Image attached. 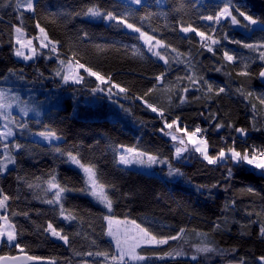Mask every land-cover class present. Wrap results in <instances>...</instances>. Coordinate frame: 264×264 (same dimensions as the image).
Here are the masks:
<instances>
[{
    "label": "trees",
    "instance_id": "16d2710c",
    "mask_svg": "<svg viewBox=\"0 0 264 264\" xmlns=\"http://www.w3.org/2000/svg\"><path fill=\"white\" fill-rule=\"evenodd\" d=\"M226 5L239 25H232L230 18L219 23L203 19ZM34 7V12L25 11L17 9V0H8L7 5L0 0V86L44 100L48 109L42 125L61 140L43 144L27 136L14 137L22 147L12 152L15 164L0 175V189L9 196L4 212L15 225V243L20 247L2 242L0 256L26 252L53 264H113L110 258L117 253L104 219L110 216L135 221L158 238L178 236L165 245L138 248L139 254L150 257L141 264H239L241 260L260 264L263 172L230 159L208 164L191 146L175 159L176 142L160 129L165 119L171 122L177 117L179 126L189 132L199 126L213 156L222 148L235 147L241 153L264 149V104L258 99L264 94L259 79L264 48L253 51L243 46L264 44V31L259 26L245 27L247 22L239 15L244 12L264 22V0H163V5L159 0H145L142 7H130L121 0H34ZM90 8L123 15L153 36V42L162 41L164 46L153 52H159L168 64L147 49L139 33L104 16L89 15ZM37 24L58 42L56 53L50 51L51 45L40 47ZM188 25L219 41L211 45L213 52L206 47L211 41L180 31ZM15 27L33 37L34 60L22 62L14 57ZM225 51L235 59L226 61ZM61 60L79 61L110 76L127 92L115 95L118 90L113 89L109 98L108 84L101 85L104 92L93 93L98 82L84 69L79 70L83 83H64L56 74ZM242 71L248 75H240ZM161 73L163 80L158 83L155 78ZM189 77L199 83L193 85ZM221 87L224 92H219ZM181 97L185 102L181 103ZM144 101L162 108L164 119ZM217 123L223 124L219 130ZM236 128L245 129L247 135L241 136ZM120 148L156 156L160 162L150 172L121 165L117 162ZM69 152L94 167L98 183L111 200L110 211L91 195L85 175L68 160ZM170 168L180 174L170 175ZM53 177L65 188L60 204L47 203L56 191L48 189L47 181ZM61 204L64 215L75 219H64ZM49 222L68 236L67 244L45 231ZM205 244L216 251L196 252ZM173 251L184 255L160 258ZM89 252L108 253L109 259L89 256ZM193 255L196 260L191 259Z\"/></svg>",
    "mask_w": 264,
    "mask_h": 264
},
{
    "label": "snow or ice",
    "instance_id": "6c2138e0",
    "mask_svg": "<svg viewBox=\"0 0 264 264\" xmlns=\"http://www.w3.org/2000/svg\"><path fill=\"white\" fill-rule=\"evenodd\" d=\"M3 3L5 5L8 4V0H3ZM128 5L131 6H139L142 7L145 5V0H128ZM19 7H24L27 11H35L34 7V0H24V3L21 4L19 0H17V9ZM88 14L92 16H104L109 21H116L119 25H123L125 28L130 29L134 32L139 33L140 38L144 40L145 44H147L148 50L150 52H153L154 47H163V43L160 40L155 41V45H153V40L155 39L153 36L148 35L146 32L141 31L139 27H136L134 24L129 23L127 18L123 15H114L111 12L108 13H101L99 10L90 8L88 9ZM240 16L243 17V19L247 22L245 27H250L252 25H258L262 31H264V22H259L257 19H254L251 15H247L244 12L239 13ZM232 25H239L240 21L236 18V16L232 15V10L229 6L223 7L218 13L213 15H208L203 17V19L207 21H214L216 23H219L222 19H229ZM37 28H39V32L41 34L40 36V47L41 48H48L49 45H51L50 51L52 53H56L58 51L57 49V41H52L48 37L45 29L43 27H40L39 24H37ZM180 31L187 34V33H195L196 36L200 37L201 41H211L210 45H206L207 50L209 52H213V48L211 45H216L219 43L218 40L213 39L211 36L207 35L203 31H199L197 28L193 27L192 25H188L187 27L181 26ZM15 33H16V44L19 45V48L15 51V55L17 57H23L25 60H30L36 55V48L33 46L32 40L29 39L27 41H24L22 39L23 37V31L21 27H15ZM235 43H241L240 41H233ZM246 48H250L253 51H256L258 48H264V44L260 45H253V44H244L243 45ZM24 49H28L29 53L28 55L25 54ZM175 51V49H173ZM153 55L157 56L160 60H163L165 64H168V60L165 59L164 56H161L159 52H153ZM224 59L226 61H233L235 59L234 56L230 55L228 51L224 52ZM259 59L264 60V51L260 53ZM60 64L62 66L65 65V62L63 60L60 61ZM72 61H68L67 69L68 71L61 77L64 83L72 82L76 84H81L84 82V77L79 75L78 69H84V71L91 77H94L95 80L98 82V85L96 88L92 89V92L95 93L97 91L104 92L105 88L101 87V85H108L110 84V87L107 88V94L109 98L113 95V89H117L118 91L115 93V95H119L121 93H126L127 89L124 87H121L119 84H116L111 81L110 76H105L101 74L99 71H94L90 67H86L84 64L79 63V61H76L75 67L77 71H72ZM216 71H220L219 68L216 69ZM58 76L61 75V73L58 71L56 73ZM240 75H248L247 71H242L239 73ZM261 78H264V71H261L259 73ZM164 73H161L160 75L156 76V81L162 82ZM7 79V77H5ZM189 79L192 81L193 85L198 84L199 82L194 79L193 77H189ZM224 88H219V92H224ZM151 91V89H149ZM188 89L185 88L184 92H187ZM212 91V86L208 85V92ZM251 95V93H249ZM16 99H19V97H16ZM142 99V98H140ZM261 104H264V94H262L260 97H258ZM6 93L2 90H0V109H6L11 107L9 103H6ZM185 102V98L181 97V103ZM146 107L151 110L153 113H157V115L164 119V111L162 108H158L152 103H148L147 101H144ZM21 111L27 115L28 108H22ZM0 117H2L5 121H8L9 117L5 116L2 111H0ZM215 119V117H213ZM5 131H0V175L4 174L8 170V165L15 164V157L13 156V151H18L21 149V145L19 143H15L12 145V147H9V143H7L8 138L13 136L12 128L9 127L8 123H5L3 125ZM21 128L25 127V125H20ZM217 130H219L221 127H223V124L217 123L215 125ZM175 128L176 133L183 132L184 135L187 137V143L193 145L194 151L197 153H200V155L203 157L205 161H207L208 164H216L218 162H222L225 160H232L235 164H241L245 163L247 165L252 166L254 169L261 170L264 172V149H256L253 148L251 151V154L246 149L243 153L240 151H237L235 147H231L227 149V152L222 148L218 152L216 156L209 155V144L208 140L203 137L201 134L202 129L198 126L195 128L194 131H188L186 128H181L179 126V117L172 120L171 122H168L166 119L164 120V127L160 129L161 132H163L165 135L170 136L172 141H178L180 146L175 147V157L177 159L182 158L183 153L188 151L189 149L185 146V140L178 137L177 135H174L172 133V129ZM165 129H168L169 131H165ZM236 132H238L241 136H246V130L243 128H236ZM39 135L49 142L58 139L55 132L52 131H45L40 132ZM57 152H59V148L56 149ZM68 160L80 167L85 175L87 176L88 184L90 185V191L91 195L96 197L101 203H104L105 206L111 210L112 203L111 200L108 199L107 195L104 192V186L102 184H99L96 178V173L94 171L93 166H86L85 164H82L81 161L77 158V156L72 155L71 152L67 154ZM146 157V159H145ZM160 162L156 156L148 155L141 152H136L134 149H121V154L119 156L118 163L123 165H130L133 163H139V164H145L148 163L149 165ZM170 175L176 174L179 175V170H172L170 168ZM228 176L231 177V170L228 172ZM48 189L52 190L55 189L54 199L48 200L47 203L49 204H60L61 201V194L65 191V188L61 187L58 183L55 182V178L47 181ZM31 187V185H30ZM249 191H252V189H249ZM9 200V196L5 193H3V190L0 189V211L6 209L7 201ZM61 207V215L66 220H72L75 219V217L69 215H64L63 205H60ZM105 220L108 221V235L112 236L115 239L116 242V248L118 250L119 255H113L111 256V261L113 264H128V261H136L141 262L149 259L150 257H146L145 255H141L137 252V249L140 248L142 245L145 246H159V245H165L168 244L169 240H176L178 239V236H163L158 238L156 235H153L151 232L148 231L147 228L140 227V225H136L135 221L132 223L135 225V234L132 236H125V237H119L117 236L113 230H112V218L110 216H105ZM218 227V226H217ZM46 232L50 233L51 236L58 238L59 240L63 241L65 244L68 243V236L63 235L60 230H57L56 227L53 226L52 223H48L47 227L45 229ZM183 231V230H181ZM260 235L264 237V227L260 228ZM17 240V232L15 229V225L10 221L8 215L6 212H3V214H0V242H6L10 246H15L17 248L20 247L18 243H15ZM22 251V249H21ZM216 249L212 246H209L208 244H205L204 246L200 247L198 246L196 248V252L198 253H209L214 252ZM87 255L92 256H103L105 260L109 259L108 253H87ZM184 255L182 251H173V252H167L164 253L163 256L160 258L163 259L164 256L167 257H179ZM125 257H127V260H125ZM28 260H40V257L35 256H29L27 257ZM191 259L196 260L197 257L193 255ZM0 261H3L4 264H9V261H16L15 257H5L0 256ZM260 264H264V256L259 257ZM239 264H244V261H239Z\"/></svg>",
    "mask_w": 264,
    "mask_h": 264
},
{
    "label": "rangeland",
    "instance_id": "374dc122",
    "mask_svg": "<svg viewBox=\"0 0 264 264\" xmlns=\"http://www.w3.org/2000/svg\"><path fill=\"white\" fill-rule=\"evenodd\" d=\"M121 1H123L126 4H128V0H121ZM23 3H24V0H21V4H23ZM159 4L163 5V0H159ZM133 7H136V6L133 5ZM20 9L27 11L24 7H20ZM100 17L98 19H100ZM104 19L106 21H109L106 18H104ZM253 26H257L258 27V25H253ZM128 30H130V29H128ZM130 31H132V30H130ZM40 36H41V34H40ZM14 38H15V45H16L15 50H14V57L17 60L22 61V62H28V61L34 60L36 55L30 60H25L23 57H17L15 55V51L19 48V45L16 44V33L14 35ZM22 39L24 41H27V40L31 39L32 43H33V46H34L33 37H30V36L26 35L24 32H23ZM143 42H144V40H143ZM152 43H153V45H155V42H152ZM154 48H157V47H154ZM24 51H25L26 55L30 54L28 49H24ZM67 64H68V62H66L65 65L62 66L61 69H59V72L61 73V75H60L61 77L68 71V69L66 67ZM75 64H76L75 62H72V65H73L72 66V71L73 72L77 71V69L75 67ZM79 70L80 69H78V72H79ZM68 83H72V82L70 81ZM0 90L4 91L6 93V101L5 102L9 103L11 105V107H9V108L0 109V111H2L5 116L9 117L8 121H5L2 117H0V131H5V129L3 127V125L5 123H8L9 127H11L12 131H13V136L9 137L8 141H7V143H9V147L10 148L12 147L13 144H15V140H13V139L16 136H27L31 140H34V141H37V142H40V143H43V144L57 143V142H59L61 140V137L57 135L58 139L49 142L48 140L43 139L39 135L40 132L49 131L46 126L42 125L43 114L48 109V104L44 100H42V99H40V98H38V97H36L34 95H31L30 93H25L23 91H16V90H14L12 88H9V87L0 86ZM16 97H19V99H16ZM25 107L28 108L27 115H25L21 111V109L25 108ZM20 125H25V127L21 128ZM172 133L174 135H177L178 137L184 139L185 142H186L185 143L186 147L191 146L193 148V145L187 143V137L184 135L183 132L176 133L175 131H172ZM199 135H201V134H198V136ZM167 137L169 139H171L170 136H167ZM175 142H176V147L180 146L178 141H175ZM0 146H2V145H0ZM121 149L122 148H120V150L118 152L117 162H118L119 156L121 154ZM123 149H127V148H123ZM136 152H139V151H136ZM198 154L200 155V153H198ZM174 157H175V152H174ZM145 159H146V157H145ZM175 159H177V158L175 157ZM12 165L13 164L8 165V169ZM71 165L74 166L75 168H77L79 171H81L85 175V173L83 172V170L80 167H78L77 165H75L73 163H71ZM121 165H123V164H121ZM152 165L153 164L149 165L148 163H145V164L133 163V164L126 165V166H130L132 168H135V169H138V170H141V171L150 172L152 170L151 169ZM263 174H264V172H263ZM85 177H86V180H87V176L86 175H85ZM87 183H88V181H87ZM89 187H90V185H89ZM53 190H55V189H53ZM94 198H95V200L97 202L101 203L96 197H94ZM101 204L105 208H107L104 203H101ZM4 211H5V209L0 211V214H2ZM111 218H112V221H113L111 227H112L113 232L117 236L123 238L125 236H129L130 237V236L135 234L136 229H135V225L132 223V221L121 220V219L114 218V217H111ZM106 222H107V231H108V221L106 220ZM136 225H138V224H136ZM54 238H56V237H54ZM111 238H112L113 243H114L115 251H116L117 255H119L118 250L116 248L115 239L112 236H111ZM56 239H58V238H56ZM1 244H2V242H0V245ZM142 246H145V245H142ZM125 260H127V257H125ZM258 261H259V258H258ZM142 262L143 261H141V262L128 261V264H141Z\"/></svg>",
    "mask_w": 264,
    "mask_h": 264
},
{
    "label": "water",
    "instance_id": "95a60500",
    "mask_svg": "<svg viewBox=\"0 0 264 264\" xmlns=\"http://www.w3.org/2000/svg\"><path fill=\"white\" fill-rule=\"evenodd\" d=\"M261 71H264V68L261 69ZM259 79H260L261 83L264 85V78H261L260 75H259ZM3 256H5V257H15L16 258L15 262L9 261V264H53L52 261L45 260V259L28 260L27 257H29L30 255L27 254L26 252H17V253H15L13 255H3ZM0 264H4V262L0 261Z\"/></svg>",
    "mask_w": 264,
    "mask_h": 264
},
{
    "label": "built area",
    "instance_id": "2783aa9c",
    "mask_svg": "<svg viewBox=\"0 0 264 264\" xmlns=\"http://www.w3.org/2000/svg\"><path fill=\"white\" fill-rule=\"evenodd\" d=\"M251 154V153H250Z\"/></svg>",
    "mask_w": 264,
    "mask_h": 264
}]
</instances>
